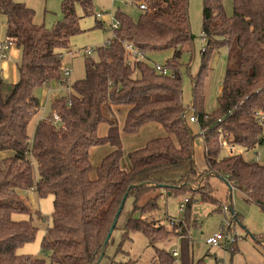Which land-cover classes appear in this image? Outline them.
<instances>
[{"label":"trees","instance_id":"trees-1","mask_svg":"<svg viewBox=\"0 0 264 264\" xmlns=\"http://www.w3.org/2000/svg\"><path fill=\"white\" fill-rule=\"evenodd\" d=\"M131 1L146 8L140 7L137 20L124 11L116 12L119 26L113 27V36L84 54V77L71 84L73 92L68 97L53 99L52 112L38 120L30 138L29 123L41 106L36 87L68 82L62 69L63 55L70 50L71 37L83 31L75 6H82L84 16L95 8L93 0H62L63 19L47 29L35 22V10L24 2L0 0V12L7 17V39L14 38L22 52L18 79L7 92L0 66V152H9L0 155V264H48L40 255L18 253L36 239L39 227L35 216L43 219L39 210L32 215L20 194L30 188L39 198H54L51 225L41 241V250L51 252L50 264H141L131 257L116 259L122 243L112 255L107 248L115 230L122 232V240L131 239L130 233L135 231L144 233L154 245L171 239L164 224L157 225L144 216L158 208L159 194L140 204L151 191L190 192L191 196L186 197L183 220H170L182 229L178 256L159 247L150 264H173L177 258L180 264H204L203 259L194 263L192 239L182 223L191 218L193 193L221 208V199L212 194V176L221 177L230 189L237 188L247 203L264 211V160L226 156L219 143V130L250 150L262 145L264 139V127L258 122V113H264V0H233L231 14L225 9V0H203L204 46L199 71L192 77L191 107L183 103L180 69L195 37L189 0ZM96 25L102 22L97 20ZM127 45L143 55L173 50L165 63L170 73L157 72L144 59L130 62ZM223 47L228 50L227 67L217 107L207 112L206 79ZM1 54L0 46V60ZM123 107L124 131L136 132L146 123L158 122L167 132L130 152L129 169L120 166L123 150L116 112ZM190 109L193 115L188 117ZM54 112L60 115L58 123L53 121ZM191 116L197 117L204 137L203 171L195 163L197 134ZM101 122L108 126L105 136L98 134ZM106 143L112 151L103 157L97 176L92 178L90 148ZM15 214L27 217L16 219ZM232 219L242 220L241 214L233 211ZM254 238L264 244V233L254 234Z\"/></svg>","mask_w":264,"mask_h":264},{"label":"rangeland","instance_id":"rangeland-1","mask_svg":"<svg viewBox=\"0 0 264 264\" xmlns=\"http://www.w3.org/2000/svg\"><path fill=\"white\" fill-rule=\"evenodd\" d=\"M17 2H24L35 10L34 20L38 24H43L47 29H52L55 23L63 19L61 10L62 0H14ZM95 12L91 15L84 16L83 8L78 3L76 4V12L80 19V27L83 30L71 37L70 50L65 51L63 55V68L70 69L68 75V82L65 85L61 81H52L48 85L38 86L35 89V94L38 96L41 106L38 113L31 119L28 126L29 135L33 136L37 121L41 118L49 116L52 112V101L55 97H68L73 89L71 84L84 77L85 75V58L86 49H95L98 46L105 44L113 36V27L117 19L115 14L118 10L124 11L130 15L134 20H137L141 9L137 2L131 0H93ZM224 6L228 14L232 13L233 0H225ZM101 21L102 25H96V21ZM189 20L191 31L195 35L192 41L190 52L184 54L182 60L185 64L181 66L182 80H183V103L192 106V77H194L201 64V50L204 46V38L202 36L203 27V0H189ZM0 41L8 42L7 39V17L0 12ZM10 44L5 54L0 60L2 65V76L6 82L4 91L7 92L10 86L18 79V65L21 62V49L12 53L13 45ZM11 49V50H10ZM173 55V50L148 52L143 59L151 66L154 64L164 65L166 61ZM228 50L226 47L220 49L212 62V68L206 79V101L205 110L212 112L217 107V97L220 94L224 73L227 67ZM186 63H189L188 65ZM62 68V69H63ZM120 136L122 142L123 155L121 157L120 166L124 169L130 168L131 161L129 153L143 148L150 140L167 135L165 128L158 122H149L140 127L136 132H126L123 128L125 121L126 108H121L116 112ZM193 115V110L190 109L188 117ZM190 124L197 134L195 139V163L200 171L205 168L204 157V137L198 122L190 121ZM108 130L107 123L101 122L98 126V134L100 136L106 135ZM175 142L177 138L173 136ZM105 147H112L110 144L95 145L91 152L92 171L97 175V166L101 163L103 157L107 154ZM261 149V148H260ZM260 161L264 160V150ZM108 152V153H109ZM9 152H0V155H6ZM90 153V152H89ZM222 155V154H221ZM251 158L252 153L248 152L244 155ZM1 157V156H0ZM95 162V164L93 162ZM91 175V173H90ZM96 177V176H95ZM94 177V178H95ZM93 178V177H92ZM215 190L212 194L221 199V208L211 202L200 200L198 193L194 194V202L191 209V218L183 222V228L187 236L192 239V255L194 263L199 259H203L204 264H264V244L254 238L255 235L264 233V211L258 206L247 203L239 190L235 187L230 189L226 181L219 176H212L210 178ZM158 190L151 191L144 195L140 204L149 197L158 195V208L147 212V219L158 224H164L170 230L171 239L161 240L155 245L150 243L148 238L141 231L130 233L131 239L125 238L122 240V232L115 230L113 238L107 248V253L112 255L119 244L122 246L117 254L116 259H123L131 257L140 261L141 264H150L156 255V248H166L172 252L174 249L180 251L181 228L171 225L170 220L178 222L183 220L184 199L190 197L191 193L187 194H169ZM21 196L30 205L32 215H36L39 210L43 215L40 221L35 216L34 222L39 227L36 239L25 244L26 250L36 249V255L45 258L48 264L51 263V252L49 250H41V239L38 236L43 235L49 223L51 222V214L54 210L53 200L51 196L39 198L36 191L33 189H26L20 191ZM227 205L228 209L224 210L223 206ZM233 211L241 214L242 220H235L233 218ZM139 214V212H137ZM16 215V214H15ZM18 214L16 215V217ZM27 217V216H23ZM146 219V220H147ZM223 231L226 233V240H222L217 245L207 244L206 239L217 232ZM176 234V235H174ZM38 239V240H37ZM23 246V247H24ZM24 250V249H23ZM34 252V253H35ZM27 253V252H26ZM31 253V252H29ZM35 255V254H34ZM162 258L158 261L161 262ZM173 264H180L178 258Z\"/></svg>","mask_w":264,"mask_h":264},{"label":"built area","instance_id":"built-area-1","mask_svg":"<svg viewBox=\"0 0 264 264\" xmlns=\"http://www.w3.org/2000/svg\"><path fill=\"white\" fill-rule=\"evenodd\" d=\"M140 7L142 9L146 8L144 4H141ZM118 26H119V21L116 22L114 27H118ZM14 42H15L14 38L9 39L7 43L6 42H1V44H0L1 49H2L1 58L5 54L6 48L10 44H12ZM127 51H128L127 57L129 58L130 62H132V63L133 62L135 63V62L143 59V57H144L142 52L136 51V49H134L131 45H127ZM90 52H91V49H86L85 53L89 54ZM153 66H154L155 70L157 72L161 73V74H169L170 73L168 67L165 64L164 65L154 64ZM63 73H64V76L70 75V69L64 67L63 68ZM60 120H61L60 115L57 112H54L53 113V121L55 123H58ZM190 121L197 122L198 119H197L196 116H191L190 117ZM258 122L264 127V113L263 112H259L258 113ZM263 138H264V134H263ZM219 143H220V146L222 147V150H223V152H224V154L226 156L245 155L248 152H251L252 153L251 159L254 160V161H260L261 156H262V151L261 150H264V139H263L262 145H260L257 148H254V149L250 150V149H247V148H245L243 146H240V145L230 141L221 130H219ZM186 201H187V198L184 199V204H185ZM223 209L227 210L228 206L224 205ZM222 240H226V233H224L223 231H220V232H217L214 235L208 237L206 239V242H207V244H210V245H217ZM172 254L175 257H177L178 256V250L174 249L172 251Z\"/></svg>","mask_w":264,"mask_h":264},{"label":"crops","instance_id":"crops-1","mask_svg":"<svg viewBox=\"0 0 264 264\" xmlns=\"http://www.w3.org/2000/svg\"><path fill=\"white\" fill-rule=\"evenodd\" d=\"M13 50H12V53H16L17 52V50L19 49L18 48V46L15 44V45H13V48H12ZM11 50V49H10ZM69 51H71V50H69ZM0 66H1V69H2V65L0 64ZM38 122V121H37ZM123 125H124V123H123ZM30 136V138H32V136L31 135H29ZM102 136H105V135H102ZM94 147V146H93ZM93 147H91L90 148V153H89V156L91 157V152H92V148ZM105 149L107 150V152L106 153H108L109 152V150H110V147H105ZM224 153V152H223ZM93 162V161H92ZM94 164H95V162H93ZM94 166V165H93ZM124 169H126V166H124ZM34 176H36V173L34 172ZM95 176H97L93 171L91 172V177H95ZM52 197V196H51ZM53 198V197H52ZM17 215V214H16ZM16 215H14V217L16 218V219H22V218H25V217H23L24 215H22V214H18V216L16 217ZM51 225V222L49 223V226ZM45 233H46V231H44L43 232V235H41V236H38V239H41V241H42V238H43V236L45 235ZM37 239V240H38ZM40 246H41V244H40ZM24 249V250H23ZM37 249V248H36ZM36 249H34V250H26L25 249V246L24 247H21L19 250H18V253L19 254H32V255H36ZM38 250V249H37ZM36 251V252H35ZM27 252V253H26ZM29 252H31V253H29ZM35 252V253H34Z\"/></svg>","mask_w":264,"mask_h":264},{"label":"water","instance_id":"water-1","mask_svg":"<svg viewBox=\"0 0 264 264\" xmlns=\"http://www.w3.org/2000/svg\"><path fill=\"white\" fill-rule=\"evenodd\" d=\"M126 197H127V195L124 196V198H123V200H122V203H121L120 207H119L118 210H117V213H116V216H115V218H114L113 224H112V226H111V228H110V231H109V233H108V235H107V237H106V240H105V242H104V244H103L101 257H103L104 254H105L107 243H108V241H109V239H110V237H111V234L113 233V231H114V229H115L116 223H117V221H118V217H119V215H120V213H121V211H122V209H123V205H124V202H125V200H126ZM95 264H98V262H96Z\"/></svg>","mask_w":264,"mask_h":264}]
</instances>
